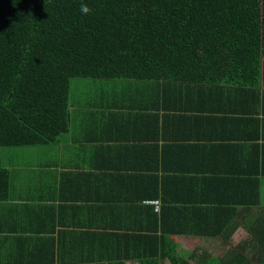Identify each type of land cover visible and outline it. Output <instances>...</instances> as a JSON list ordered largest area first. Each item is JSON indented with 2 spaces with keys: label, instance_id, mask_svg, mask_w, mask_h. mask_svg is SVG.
I'll use <instances>...</instances> for the list:
<instances>
[{
  "label": "crops",
  "instance_id": "obj_1",
  "mask_svg": "<svg viewBox=\"0 0 264 264\" xmlns=\"http://www.w3.org/2000/svg\"><path fill=\"white\" fill-rule=\"evenodd\" d=\"M177 86L73 79L66 132L50 144L0 149L10 174L0 201V264H74L77 251L109 248L107 236L125 237L116 249L141 251L149 243L126 240L159 235L162 222L170 244L150 248L250 247L249 229L264 217V78L253 91ZM162 209L161 222L154 216ZM183 216L199 223L178 225ZM207 220L223 224V234L234 230L204 235ZM105 255L95 253L96 264H109Z\"/></svg>",
  "mask_w": 264,
  "mask_h": 264
},
{
  "label": "trees",
  "instance_id": "obj_2",
  "mask_svg": "<svg viewBox=\"0 0 264 264\" xmlns=\"http://www.w3.org/2000/svg\"><path fill=\"white\" fill-rule=\"evenodd\" d=\"M81 3L90 14L80 12ZM262 58L264 0H0V149L50 144L66 132L73 79L168 82L179 90L188 86L209 94L213 86L253 91L264 78ZM254 92L260 100V91ZM9 185V171L0 163V201L7 199ZM258 188L255 180V194ZM161 214L154 217L162 222ZM169 214L180 213L170 208ZM184 218L177 224L188 222ZM205 225L209 230L202 233L208 236L226 237L234 230L223 234V224L207 220ZM166 233L162 222L159 235L126 240V245L149 243L141 251L116 249L125 237L107 236L109 248L77 251L73 262L89 264L81 255L85 252L93 264L95 253L106 254L109 264L166 259L170 264H213L209 250L198 255L173 245L149 247L153 242L164 246ZM248 233V249L245 242L237 244L228 249V257L218 255L216 264H264V217Z\"/></svg>",
  "mask_w": 264,
  "mask_h": 264
},
{
  "label": "rangeland",
  "instance_id": "obj_3",
  "mask_svg": "<svg viewBox=\"0 0 264 264\" xmlns=\"http://www.w3.org/2000/svg\"><path fill=\"white\" fill-rule=\"evenodd\" d=\"M238 239H239V236H238ZM185 252H191V250H187ZM202 252H205V251H199L198 254H200ZM211 252L213 253V256L211 257V259L214 260L213 264H216L218 262V260H216V262H215V259H217L218 255L223 256L226 253V255L228 257V255L230 254V251L228 249H214V250H211ZM223 260H224V258H223ZM166 263L168 264L167 261L165 262V264Z\"/></svg>",
  "mask_w": 264,
  "mask_h": 264
},
{
  "label": "clouds",
  "instance_id": "obj_4",
  "mask_svg": "<svg viewBox=\"0 0 264 264\" xmlns=\"http://www.w3.org/2000/svg\"><path fill=\"white\" fill-rule=\"evenodd\" d=\"M80 12L82 14L87 15V14H90L91 9L85 3H81L80 4Z\"/></svg>",
  "mask_w": 264,
  "mask_h": 264
},
{
  "label": "built area",
  "instance_id": "obj_5",
  "mask_svg": "<svg viewBox=\"0 0 264 264\" xmlns=\"http://www.w3.org/2000/svg\"><path fill=\"white\" fill-rule=\"evenodd\" d=\"M146 203L152 204L155 208V210L159 209V201L156 199H148L145 201Z\"/></svg>",
  "mask_w": 264,
  "mask_h": 264
}]
</instances>
